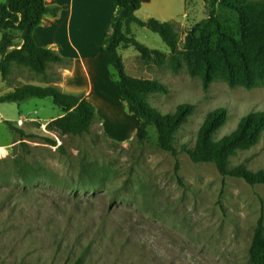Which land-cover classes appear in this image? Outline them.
Listing matches in <instances>:
<instances>
[{"label":"rangeland","instance_id":"374dc122","mask_svg":"<svg viewBox=\"0 0 264 264\" xmlns=\"http://www.w3.org/2000/svg\"><path fill=\"white\" fill-rule=\"evenodd\" d=\"M206 16L203 0H154L136 12L139 20L171 23L179 44L183 32ZM131 32L148 49L169 54L154 31L132 25ZM119 55L130 77L166 85L168 94L149 98L159 113H173L181 104L194 107L175 136L177 174L176 159L158 148L153 128L142 144L130 135V121H140L128 108L110 104V110L96 112L88 134L73 137L47 129L61 113L49 99L0 103V264H72L80 255L83 264H250L264 185L223 179L212 164H194L181 150L193 147L212 110L228 112L216 140L233 132L243 116L264 112V85L245 90L217 82L204 92L185 71L147 68L133 47L120 49ZM51 68L50 81L57 76ZM44 81L13 67L8 81L0 75V96L25 84L44 86ZM8 123L31 137L20 141ZM230 162L264 170V132L256 146Z\"/></svg>","mask_w":264,"mask_h":264},{"label":"trees","instance_id":"16d2710c","mask_svg":"<svg viewBox=\"0 0 264 264\" xmlns=\"http://www.w3.org/2000/svg\"><path fill=\"white\" fill-rule=\"evenodd\" d=\"M120 16L112 23V38L100 51L116 76V87L121 100L131 106L139 119L135 139L142 144L153 128L158 148L176 159L175 136L193 114L194 107L181 104L173 113L161 114L149 103L152 95L168 94V88L156 80L130 77L119 55L120 49L133 47L138 58L148 68L167 66L172 74L185 71L198 79L204 92L221 82L230 89L252 90L264 85V0H205L207 16L183 32L179 44L171 23L154 19L141 21L136 17L142 0H115ZM60 8L49 7L46 0H6L0 5V75L8 81L13 67L25 68L45 80L44 86L25 84L0 96V103L20 105L31 99H49L61 115L51 119L47 129L59 136L80 137L88 134L97 122L96 111L84 96L63 92L55 84L58 76L48 80L52 65H67L68 60L56 52L36 45L33 32L45 16L56 17ZM154 31L169 50L166 55L150 50L132 36L131 26ZM18 41V45L14 42ZM228 112L217 108L206 114L196 134L192 148L182 150L194 164H212L218 174L239 178L251 187L264 185V170L253 172L245 165L232 166L231 158L238 152L252 149L264 132V112H251L238 121L236 129L216 140L215 135L226 124ZM20 141L27 136L8 123ZM46 144L56 147V141L45 138ZM177 180L181 183L180 178ZM80 255L72 264H83ZM250 264H264V209L256 222L248 250Z\"/></svg>","mask_w":264,"mask_h":264},{"label":"crops","instance_id":"0c3cea01","mask_svg":"<svg viewBox=\"0 0 264 264\" xmlns=\"http://www.w3.org/2000/svg\"><path fill=\"white\" fill-rule=\"evenodd\" d=\"M153 1L142 0L140 9L151 6ZM46 4L60 10L56 17L43 18L41 25L34 30L33 38L38 47L54 51L69 61L67 65H53L51 68L59 77L55 85L65 93L84 96L96 112L110 110L113 103L122 110L128 108L130 115L134 114V109L129 105L126 107L121 100L107 60L100 51L105 41L108 42L107 36L111 34L115 17L120 16L116 1L46 0ZM130 122L129 133L134 135L139 123Z\"/></svg>","mask_w":264,"mask_h":264},{"label":"built area","instance_id":"2783aa9c","mask_svg":"<svg viewBox=\"0 0 264 264\" xmlns=\"http://www.w3.org/2000/svg\"><path fill=\"white\" fill-rule=\"evenodd\" d=\"M18 123L21 124V121H19Z\"/></svg>","mask_w":264,"mask_h":264},{"label":"bare ground","instance_id":"6f19581e","mask_svg":"<svg viewBox=\"0 0 264 264\" xmlns=\"http://www.w3.org/2000/svg\"><path fill=\"white\" fill-rule=\"evenodd\" d=\"M1 153V152H0Z\"/></svg>","mask_w":264,"mask_h":264}]
</instances>
